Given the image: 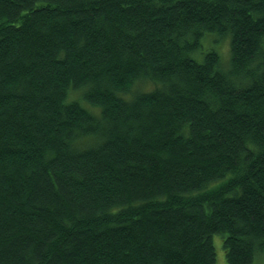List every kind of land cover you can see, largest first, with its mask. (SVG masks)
I'll list each match as a JSON object with an SVG mask.
<instances>
[{
	"label": "trees",
	"instance_id": "trees-1",
	"mask_svg": "<svg viewBox=\"0 0 264 264\" xmlns=\"http://www.w3.org/2000/svg\"><path fill=\"white\" fill-rule=\"evenodd\" d=\"M218 234L264 264V0H0V264H217Z\"/></svg>",
	"mask_w": 264,
	"mask_h": 264
},
{
	"label": "rangeland",
	"instance_id": "rangeland-1",
	"mask_svg": "<svg viewBox=\"0 0 264 264\" xmlns=\"http://www.w3.org/2000/svg\"><path fill=\"white\" fill-rule=\"evenodd\" d=\"M202 48L201 51H206L209 49H214L218 52L220 60L223 65L228 64L229 60V38H221L216 34H207L204 36L201 42ZM213 244L216 251V261L217 264H227L225 259L224 250L222 248V238L221 236H213ZM256 264V263H253Z\"/></svg>",
	"mask_w": 264,
	"mask_h": 264
}]
</instances>
